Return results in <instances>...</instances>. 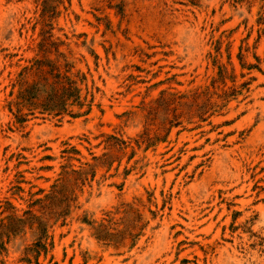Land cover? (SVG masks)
I'll return each mask as SVG.
<instances>
[{"label":"rangeland","instance_id":"obj_1","mask_svg":"<svg viewBox=\"0 0 264 264\" xmlns=\"http://www.w3.org/2000/svg\"><path fill=\"white\" fill-rule=\"evenodd\" d=\"M0 264H264V0H0Z\"/></svg>","mask_w":264,"mask_h":264},{"label":"trees","instance_id":"obj_2","mask_svg":"<svg viewBox=\"0 0 264 264\" xmlns=\"http://www.w3.org/2000/svg\"><path fill=\"white\" fill-rule=\"evenodd\" d=\"M28 73L37 76L38 80L33 83L22 82ZM68 73V66L63 72H60L49 61L35 60L30 66L24 67L16 82V84L19 83L20 87L25 86L19 90L17 102L13 104L16 108L14 115L16 122L22 123L24 121L23 115L20 114L22 106L37 107L42 112H54L55 115H59L69 100L72 102L71 104L77 103L79 91L76 88V82ZM48 79H52L51 89L45 91V96L41 97V88L44 86L42 82ZM11 107L12 103L9 104L10 110H12ZM67 159L69 160L71 157L68 156Z\"/></svg>","mask_w":264,"mask_h":264}]
</instances>
